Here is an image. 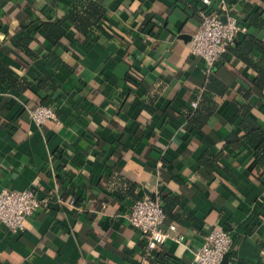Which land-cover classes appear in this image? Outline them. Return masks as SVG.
Masks as SVG:
<instances>
[{
	"label": "crops",
	"instance_id": "1",
	"mask_svg": "<svg viewBox=\"0 0 264 264\" xmlns=\"http://www.w3.org/2000/svg\"><path fill=\"white\" fill-rule=\"evenodd\" d=\"M69 1L0 0V60L17 76L43 73L59 85L43 103L56 118L37 126L29 115L35 84L32 94H21L0 83V189L32 188L48 199L26 217L22 233L0 224V264H190L212 227L230 232L228 264H264V188L256 181L264 175V155L254 160L244 141H224L232 131L241 135L238 110L247 102L250 116L264 125V87L249 85L256 70L230 52L218 60L213 72L234 85L214 97L200 131L188 130L186 113L197 107L190 102L198 104L208 78L203 61L190 53L201 0H94L107 9L94 41L64 38L68 54L34 43L38 53L62 54L72 72L16 51L14 41L26 33L21 22L56 19ZM224 1L246 30L245 15L262 7L255 0ZM246 32L238 31L232 45ZM249 32L264 41V27ZM132 68L140 79L126 80ZM241 89L251 91L248 99ZM206 150L212 167L198 162ZM145 190L172 215L161 227L174 221L184 236L150 254L127 221Z\"/></svg>",
	"mask_w": 264,
	"mask_h": 264
},
{
	"label": "trees",
	"instance_id": "2",
	"mask_svg": "<svg viewBox=\"0 0 264 264\" xmlns=\"http://www.w3.org/2000/svg\"><path fill=\"white\" fill-rule=\"evenodd\" d=\"M139 1L140 3H143L144 0ZM255 1L262 3V7L258 6L253 12L245 15L244 20L248 22L249 28L247 30L245 28V32H247L244 40L237 42L235 46L232 44L228 46L226 51L220 56L219 60H223L225 54L230 52L239 60L248 63L256 70L255 79L249 84L251 89L253 87L262 90L264 87V55L260 54L261 52H259L256 46L264 50V41L256 38L255 35L249 32V29L252 31L253 29H259L260 31L264 27V20L261 17L264 12V0ZM54 4H56V1ZM106 12V7L94 0H70L66 5L65 10L58 15L56 19L47 20L37 18V20H35L27 18L21 22L20 28L26 33L14 41V47L19 50H16L18 53L25 57L36 61L39 60L43 64L57 62L64 68L68 69V71L72 72L71 66L66 63L62 54L56 52L54 49L38 53L34 49V43L37 41L46 42L53 48L61 47L63 53H72L69 47L62 45V39L67 38L70 42H75L76 45H83L86 41H94L96 38L94 27L99 22L103 21ZM30 27H33V35L28 32ZM256 54H259L258 59L252 60L251 56ZM138 79H140V75L135 68L128 70L126 80L136 81ZM0 83L21 94L31 93L30 86L34 83L38 88V92L33 94V96L36 97L35 105L33 107L44 103L48 91L54 92L59 88V85L52 77L46 76L43 73L35 74L32 80H29L25 76H17L10 67V64L1 60ZM233 85L234 81L226 83L216 75V72H213V70L210 71L202 93L200 94L197 107L186 113L187 129L200 131L213 113L209 107L215 103L214 97L223 96L227 89L233 87ZM241 93L246 99L251 95L250 90L245 91L244 89H241ZM252 108L253 105L248 102L240 107L238 110L240 121L237 124V128L240 130L241 135L239 136L235 131H232L225 137L224 141H244L251 151L252 158L257 160L264 155V125L258 123L250 116L249 113ZM198 162L202 166L210 167L215 163L213 155L207 150L201 155ZM256 181L264 188L263 174L257 175ZM138 198L141 197H137V199ZM164 199L165 201L167 200V198ZM170 201L172 202L174 200L171 199ZM162 208L165 213V222L169 219V216L172 215L169 214L166 206H162ZM171 223L175 224L174 221Z\"/></svg>",
	"mask_w": 264,
	"mask_h": 264
},
{
	"label": "built area",
	"instance_id": "3",
	"mask_svg": "<svg viewBox=\"0 0 264 264\" xmlns=\"http://www.w3.org/2000/svg\"><path fill=\"white\" fill-rule=\"evenodd\" d=\"M201 2L204 7L200 24L191 37L190 53L203 61L204 71L209 74L226 48L233 43L236 33L245 31V26L229 12L224 0H217L216 6H213L212 0ZM221 16H224V21ZM190 105L196 107L197 100H192ZM29 115L37 126L56 118L53 108L44 104L29 109ZM47 200L45 196L39 197L32 188L0 189V224L11 234L22 233L26 217L46 206ZM68 203L73 204L74 198L68 197ZM164 220L165 213L157 197L143 196L131 203L127 221L142 235L146 254L169 239L178 242L184 239L183 234L176 232L175 224L171 223L163 229ZM231 244L228 230L212 227L203 235L190 264H220Z\"/></svg>",
	"mask_w": 264,
	"mask_h": 264
},
{
	"label": "water",
	"instance_id": "4",
	"mask_svg": "<svg viewBox=\"0 0 264 264\" xmlns=\"http://www.w3.org/2000/svg\"><path fill=\"white\" fill-rule=\"evenodd\" d=\"M221 19L224 21V19H225L224 16H221ZM233 42H234V40H233ZM145 193L147 194L148 197H153V195L150 192H148L147 190H145ZM228 261H229V251L224 253L222 261L220 264H228Z\"/></svg>",
	"mask_w": 264,
	"mask_h": 264
}]
</instances>
